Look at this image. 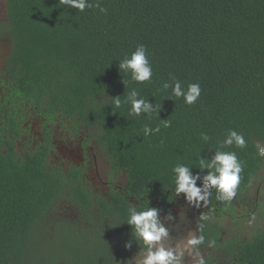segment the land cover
Here are the masks:
<instances>
[{
	"label": "trees",
	"instance_id": "obj_1",
	"mask_svg": "<svg viewBox=\"0 0 264 264\" xmlns=\"http://www.w3.org/2000/svg\"><path fill=\"white\" fill-rule=\"evenodd\" d=\"M4 1L0 264H132L146 248L126 223L131 205L160 209L173 231L193 219L204 236L198 247L205 264H264L261 222L247 238L227 236L213 223L216 215L234 226L248 222L250 215L236 217L246 195L255 189L264 198L256 185L264 172V0H88L94 6L84 11L64 0ZM138 45L153 69L143 83L118 69ZM171 76L185 89L198 83L199 99L188 105L163 90ZM133 88L161 106L159 116L130 114L124 100ZM37 119L43 138L32 127ZM146 125L160 131L145 136ZM56 127L75 136L89 132L85 141L107 154L112 172L126 180L123 190L96 196L83 171L55 163ZM230 130L243 135L244 148L222 146ZM217 150L234 152L242 164L235 197L219 200L213 188L207 203L176 216L173 207L188 201L175 191L173 167L184 164L203 176L213 169H199L200 157L210 160ZM63 202L77 208L78 219L62 216ZM258 211L263 217L260 200Z\"/></svg>",
	"mask_w": 264,
	"mask_h": 264
},
{
	"label": "clouds",
	"instance_id": "obj_2",
	"mask_svg": "<svg viewBox=\"0 0 264 264\" xmlns=\"http://www.w3.org/2000/svg\"><path fill=\"white\" fill-rule=\"evenodd\" d=\"M64 3L79 11H84L86 8H91L94 5L88 0H64ZM95 7H100L96 4ZM100 10L106 11L104 8ZM118 69L120 72L129 74L131 80L143 83L150 81L153 75L152 65L148 59L147 49L144 45H138L131 53L126 55L122 60H119ZM173 83L165 82L162 85L163 90L172 89V95L180 98L183 97L184 102L188 105L194 104L200 97L201 86L198 83H191L187 89L182 87L179 80L175 76L170 77ZM125 87L127 81H122ZM124 103L130 104V114L139 116L146 114L151 116L161 110V106L153 105L140 97V93L135 89H131L125 95ZM114 104L117 108L121 106L119 96L114 98ZM161 119V118H160ZM163 127L171 126V121L161 119ZM144 135L149 136L160 131V126L151 128L144 127ZM201 139L206 143L209 140L207 134L202 133ZM235 144L237 147L244 148L246 141L242 134L235 130H230L227 133L226 139L222 142V146H231ZM201 166L199 169H213L201 176L199 173H193L192 167L184 164H177L172 171L175 174V191L178 195L183 194L184 199L194 206H199L201 202L207 203L208 197L211 195V189H215L217 199L230 202L236 195V189L240 184V173L242 172V164L234 152H226L217 150L211 159L201 158ZM200 181V186L197 185ZM128 218L126 223L134 229L133 236L137 242H142L146 248V252L140 264H179L180 258L183 255L172 248H166L161 243L169 235V229L165 226L163 219L160 216V209L156 207H147L144 210H137L135 205H131L128 209ZM202 219H207L203 217ZM201 229L203 225L199 226ZM204 243V236H193L188 239L187 244L193 249L192 264H205L203 256L199 250V245ZM215 241H209V247L213 246ZM126 247H131L129 241Z\"/></svg>",
	"mask_w": 264,
	"mask_h": 264
},
{
	"label": "rangeland",
	"instance_id": "obj_3",
	"mask_svg": "<svg viewBox=\"0 0 264 264\" xmlns=\"http://www.w3.org/2000/svg\"><path fill=\"white\" fill-rule=\"evenodd\" d=\"M7 13V4L4 0H0V20L4 21L6 19ZM8 43L3 38L0 39V66L3 60L6 51L8 50ZM39 120L33 121L32 124L33 130L37 135H40V130L38 129ZM89 135V132L82 133L81 135H72L69 133H64L60 127H56V136L54 140V145L60 150V155L55 156L53 160L55 163L62 166L64 169L68 170L71 167H82V164L85 161L83 155V144L85 143L86 136ZM89 159L87 165H89L87 171L84 174V182L88 183L89 189L93 190V193L97 195H106L108 187L105 185L106 182L111 183L113 179L111 177L112 164L108 160L107 154L98 147V144L95 141L90 142L88 148ZM261 180L256 185L262 187L264 191V172L261 175ZM122 185L125 183L124 176L119 175V183ZM259 192V191H258ZM258 192L253 189L249 195H246V202L243 206H239L238 211L236 212L237 218L242 217L243 215H250L246 218L247 221L242 222L241 225H235L234 223L228 219L223 217L222 215H216L213 223L219 224L225 231L227 236H231L241 232L244 237L247 238L256 227V225L262 224L264 226V216L261 217L260 212H254L257 202L260 200L264 203L263 195L262 197H258ZM60 209L62 211V216L69 220L78 219V210L74 206L67 204V202H63L60 205ZM196 210L195 206L190 202H185V204L177 205L173 207L174 214L176 216H185L187 213L194 212ZM263 211V208H261ZM258 216V217H257ZM256 217L259 218L256 220ZM192 220H188V225L184 226V228H180L179 230L169 229V235L166 237L161 243L166 248H172L177 252H181L183 255L180 258L179 264H192V255L193 249L191 246L187 244L188 239L193 236L198 237V227L195 225V222ZM172 224L169 225L171 227ZM144 254H140L136 256L132 262V264H140Z\"/></svg>",
	"mask_w": 264,
	"mask_h": 264
},
{
	"label": "flooded vegetation",
	"instance_id": "obj_4",
	"mask_svg": "<svg viewBox=\"0 0 264 264\" xmlns=\"http://www.w3.org/2000/svg\"><path fill=\"white\" fill-rule=\"evenodd\" d=\"M1 66H2V63H1ZM4 98H5V96H4ZM4 101V100H3ZM41 138H43V134H41L40 133V135H39ZM44 142V141H43ZM88 146H89V144H88V142L87 141H85V143L83 144V155H85V157H84V159H85V161L86 162H84L83 164H82V167H77V168H79L81 171H83L82 173H84V170L86 169H88V167H89V165H87V163L89 162L88 161V159L90 158L89 157V154H88V150H87V148H88ZM54 149L56 150V151H58L57 153H58V156L60 155V150H58L57 149V147H54ZM87 171H85V173H86ZM113 172L111 171V174H112ZM119 174L120 173H113V176L111 175V177H112V179H113V182H111V183H108V182H106L105 183V185L108 187V190H107V193H106V195H104V196H113L114 195V191H118V190H123V188H124V184L122 185V183H121V180H120V183H119ZM125 183H126V180L124 181ZM88 184V183H87ZM92 191V190H91Z\"/></svg>",
	"mask_w": 264,
	"mask_h": 264
}]
</instances>
